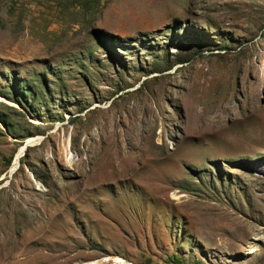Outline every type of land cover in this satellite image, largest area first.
Wrapping results in <instances>:
<instances>
[{
    "label": "rangeland",
    "instance_id": "374dc122",
    "mask_svg": "<svg viewBox=\"0 0 264 264\" xmlns=\"http://www.w3.org/2000/svg\"><path fill=\"white\" fill-rule=\"evenodd\" d=\"M0 100V264L264 262V0H0Z\"/></svg>",
    "mask_w": 264,
    "mask_h": 264
},
{
    "label": "water",
    "instance_id": "95a60500",
    "mask_svg": "<svg viewBox=\"0 0 264 264\" xmlns=\"http://www.w3.org/2000/svg\"><path fill=\"white\" fill-rule=\"evenodd\" d=\"M27 146H29V145L26 142H23L21 145V150L24 151ZM22 151H21V154H22ZM17 165H18V161H17ZM17 165H16L15 169L17 168ZM262 264H264V262Z\"/></svg>",
    "mask_w": 264,
    "mask_h": 264
},
{
    "label": "bare ground",
    "instance_id": "6f19581e",
    "mask_svg": "<svg viewBox=\"0 0 264 264\" xmlns=\"http://www.w3.org/2000/svg\"><path fill=\"white\" fill-rule=\"evenodd\" d=\"M0 102H2L1 100H0ZM37 122H35V124H36ZM27 144L29 145V142H27ZM14 165L16 166L17 165V159H16V162L14 163Z\"/></svg>",
    "mask_w": 264,
    "mask_h": 264
}]
</instances>
